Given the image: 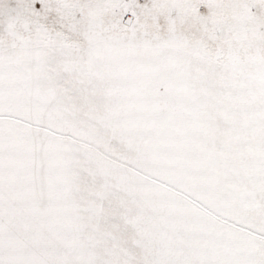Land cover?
Listing matches in <instances>:
<instances>
[{
  "label": "snow or ice",
  "instance_id": "obj_1",
  "mask_svg": "<svg viewBox=\"0 0 264 264\" xmlns=\"http://www.w3.org/2000/svg\"><path fill=\"white\" fill-rule=\"evenodd\" d=\"M0 264H264V0H0Z\"/></svg>",
  "mask_w": 264,
  "mask_h": 264
}]
</instances>
